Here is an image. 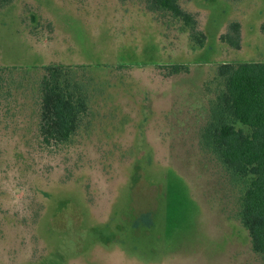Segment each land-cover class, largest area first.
<instances>
[{"label":"rangeland","instance_id":"obj_1","mask_svg":"<svg viewBox=\"0 0 264 264\" xmlns=\"http://www.w3.org/2000/svg\"><path fill=\"white\" fill-rule=\"evenodd\" d=\"M179 3L195 27L148 0L0 6V264H264L245 179L203 142L219 65L264 61V0ZM54 63L91 94L67 144L41 130Z\"/></svg>","mask_w":264,"mask_h":264},{"label":"trees","instance_id":"obj_2","mask_svg":"<svg viewBox=\"0 0 264 264\" xmlns=\"http://www.w3.org/2000/svg\"><path fill=\"white\" fill-rule=\"evenodd\" d=\"M11 1L0 0V6ZM148 1L153 9L168 11L184 25L195 27L194 15L183 9L179 0ZM240 27L238 22L230 25L237 48ZM205 40L201 33L197 45L202 47ZM172 66L173 72L188 68L186 64ZM75 68L63 63L44 66L40 81L41 130L48 142L69 143L88 110L91 94ZM217 76L223 87L211 106L203 142L228 170L245 179L241 222L249 231L253 249L264 253V61L225 62L219 65Z\"/></svg>","mask_w":264,"mask_h":264}]
</instances>
